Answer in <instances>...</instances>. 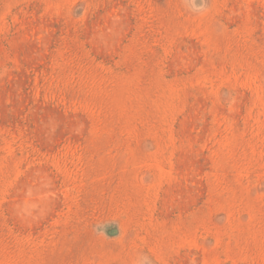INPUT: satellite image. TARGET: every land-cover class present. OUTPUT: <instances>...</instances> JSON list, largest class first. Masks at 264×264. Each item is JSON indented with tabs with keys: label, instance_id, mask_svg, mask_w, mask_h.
I'll list each match as a JSON object with an SVG mask.
<instances>
[{
	"label": "rangeland",
	"instance_id": "obj_1",
	"mask_svg": "<svg viewBox=\"0 0 264 264\" xmlns=\"http://www.w3.org/2000/svg\"><path fill=\"white\" fill-rule=\"evenodd\" d=\"M0 264H264V0H0Z\"/></svg>",
	"mask_w": 264,
	"mask_h": 264
}]
</instances>
